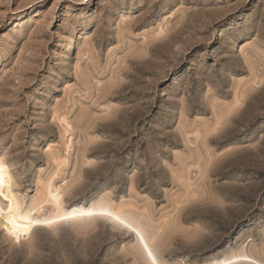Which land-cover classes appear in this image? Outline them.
Returning a JSON list of instances; mask_svg holds the SVG:
<instances>
[{
	"label": "rangeland",
	"instance_id": "1",
	"mask_svg": "<svg viewBox=\"0 0 264 264\" xmlns=\"http://www.w3.org/2000/svg\"><path fill=\"white\" fill-rule=\"evenodd\" d=\"M0 159L27 201L108 198L164 264H264V0H0ZM24 242L0 264H148L102 220Z\"/></svg>",
	"mask_w": 264,
	"mask_h": 264
},
{
	"label": "bare ground",
	"instance_id": "2",
	"mask_svg": "<svg viewBox=\"0 0 264 264\" xmlns=\"http://www.w3.org/2000/svg\"><path fill=\"white\" fill-rule=\"evenodd\" d=\"M75 44H76V41L75 40L72 41V43L70 44L71 50H73V46ZM65 64H66V67L70 70L75 68L74 52L70 53ZM256 87H258V86H256ZM217 114L219 115V113H217ZM63 127H65V126H63ZM67 128H69V127H67ZM67 128H66V130H68ZM68 144H71V143H68ZM69 148H70V146L67 145L65 151L67 152V150H69ZM52 152H55V153H52ZM56 152L57 151H54V150L51 151L52 154H50L48 159L50 162L54 163L58 169L66 161L64 162V160L58 159L59 153L58 152L56 153ZM0 161H2L4 163V165H6L7 175L11 178L10 189L8 187L4 188V196H7L8 199L5 200L2 197H0V207H3L5 210V215L0 216V230L2 233H4L5 237L12 244H17L19 246L24 241L29 243L28 241L32 238L34 231H36L38 229L39 230H41V229L52 230V229H55L61 225L83 228V227L87 226L88 223H91L95 220H102V221H105L106 223L114 226L115 228L120 229L127 234H130V236L133 237V239L135 240L140 252L142 253L145 261L148 264H152L153 259L156 261V264H164L158 258L157 254L153 250V248L150 246L149 241L146 237V231L144 230V228H142V226L138 223V221L135 218H133V216L131 214H128V212L126 213L122 210L113 208L112 207L113 203L108 198L97 197V198L93 199L92 202L88 206H83V207L82 206H74V207H71L69 209H65L63 206V191L54 187L53 178L55 176L52 175V176H50V178L47 179V181L44 180V182H41V181L38 182L40 190L37 192V194L35 195L34 198L32 197V199H30V201H27L25 198L22 197V195L20 196L15 191V188H14L15 185L13 182L10 167L2 159H0ZM57 169H56V171H57ZM10 202L12 203L13 209H14L12 217H9V215L7 214V208H8V205ZM46 208H49V210H50L49 213L47 212V214H46V210H45ZM16 209H19V212H16ZM89 209L93 210L94 212H97V213H110V215L98 214V215H92V216H77L76 218H74L72 220H66V221L58 222V223L51 225L50 227H44V226L31 227L30 231H28L27 234H22L24 231V227L27 225V220H29V219L30 220H44V219L56 220L58 217L65 215L66 212L69 210H74L76 212H80V211H87ZM25 217L27 219H25ZM9 218H14L16 223L18 224V226H20V228H21V234L19 235L18 241L14 236L9 235V232L5 226V221ZM125 225H127V227H125ZM52 232H51V234H53ZM149 252L152 254L151 258L148 255ZM239 256H247L248 260H241L238 262V264H262L255 256H249V255H239ZM233 258H231V259H233ZM226 261H228V260H226ZM226 261H224L220 264H225Z\"/></svg>",
	"mask_w": 264,
	"mask_h": 264
},
{
	"label": "snow or ice",
	"instance_id": "3",
	"mask_svg": "<svg viewBox=\"0 0 264 264\" xmlns=\"http://www.w3.org/2000/svg\"><path fill=\"white\" fill-rule=\"evenodd\" d=\"M11 186V178L7 175V167L4 165L2 161H0V197L7 200L8 197L4 196V188L8 187L10 189ZM13 205L10 202L7 208V214L9 217L13 216ZM16 212H19V209H16ZM110 215V213H97L93 210H87V211H80L76 212L74 210H69L66 212L65 215L58 217L56 220H50V219H44V220H27V225L24 227V231L22 234H27L28 231H30L31 227L35 226H44V227H50L51 225L66 221V220H72L76 218L77 216H92V215ZM5 215V210L3 207H0V216ZM25 219H27L25 217ZM5 226L9 232V235L14 236L17 241L19 240V235L21 234V228L18 226L14 218H9L5 221ZM127 227V225H125ZM149 257H152V254L148 253ZM241 260H248L247 256H236L231 260H228L225 262V264H238ZM152 264H156V261L153 259Z\"/></svg>",
	"mask_w": 264,
	"mask_h": 264
}]
</instances>
